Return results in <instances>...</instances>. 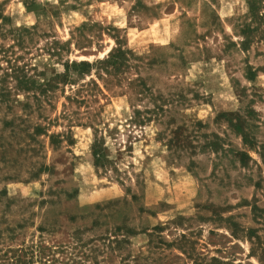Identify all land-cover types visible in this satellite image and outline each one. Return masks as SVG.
I'll return each instance as SVG.
<instances>
[{"label":"rangeland","instance_id":"obj_1","mask_svg":"<svg viewBox=\"0 0 264 264\" xmlns=\"http://www.w3.org/2000/svg\"><path fill=\"white\" fill-rule=\"evenodd\" d=\"M247 2L0 0V264L41 240L83 262L77 237L111 235L110 262L82 264H264V0Z\"/></svg>","mask_w":264,"mask_h":264},{"label":"trees","instance_id":"obj_2","mask_svg":"<svg viewBox=\"0 0 264 264\" xmlns=\"http://www.w3.org/2000/svg\"><path fill=\"white\" fill-rule=\"evenodd\" d=\"M261 2L262 0H248L247 4H248V10H249V14L254 17L257 16L259 14L260 8H261ZM248 32H252L250 31V29H247ZM28 30L26 29H21L20 32H26ZM55 48H53V45H51V47L49 48V52L52 54V56H59L60 52L64 50V47L66 46V44H69V42L63 44L61 46V44L57 41L52 43ZM126 61V59L124 58L123 55V51L121 49L116 48L115 50H113L109 56L102 60V61H98L95 64H90L88 62L82 61V62H72L70 63L69 61L66 62L64 64L65 67V73L62 75H55L54 79H57L59 81H61V83L64 84H72L73 86H75V80L71 78L70 76V70H74L75 72L79 73V74H85L86 72H88L90 70V68L94 67V66H111L114 67L118 64H122L124 63V61ZM70 63V64H69ZM90 72V71H89ZM15 76V74H14ZM253 79V78H252ZM79 89L77 92L80 93ZM76 92V94H78ZM104 149H102L101 147H97L95 146V148L93 149V157L96 161V164H99L100 162H102L103 157H104ZM162 230V228L160 227H156L155 231H160ZM120 229L116 228V232H119ZM113 237V238H112ZM78 239V243H80V246H87L90 245V250H89V254H83L84 256V261H77V260H71L70 262H60L57 258V253H64L65 248L63 247V241L62 240H52L51 242H44V240H41L39 243L37 244H32L31 246L25 247L23 246L22 248L18 249L15 251V255H14V264H82L87 262V259H89L90 257L97 261V256H102L104 259L105 257H107L108 259L103 260V263H107V261L111 260L112 258V254L114 252H116L117 250L120 251L121 250V246L122 244H124L126 242V240L123 239H119L118 235H111L108 236L107 238H103V239H94L91 240L90 242H83L80 237H77ZM99 240L104 241L103 244H100L99 246L96 244ZM79 245V244H78ZM110 257V258H109ZM212 261L215 264H222V262L216 258H213ZM110 262V261H109ZM197 260H194V264H197ZM94 264H100L99 262H95ZM121 264H130L127 263L125 259H122ZM135 264H139V260L136 261Z\"/></svg>","mask_w":264,"mask_h":264}]
</instances>
